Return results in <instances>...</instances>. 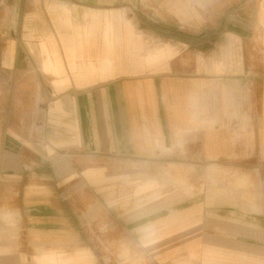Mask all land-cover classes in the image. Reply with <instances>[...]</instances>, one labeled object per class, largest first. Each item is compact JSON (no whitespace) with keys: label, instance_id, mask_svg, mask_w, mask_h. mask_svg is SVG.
Returning <instances> with one entry per match:
<instances>
[{"label":"crops","instance_id":"1","mask_svg":"<svg viewBox=\"0 0 264 264\" xmlns=\"http://www.w3.org/2000/svg\"><path fill=\"white\" fill-rule=\"evenodd\" d=\"M10 7L0 264H264V0Z\"/></svg>","mask_w":264,"mask_h":264},{"label":"rangeland","instance_id":"2","mask_svg":"<svg viewBox=\"0 0 264 264\" xmlns=\"http://www.w3.org/2000/svg\"><path fill=\"white\" fill-rule=\"evenodd\" d=\"M11 2H14V0H0V34L1 32L4 33L8 28L10 23L14 26L15 25V20H16V14H14V12H12L10 4ZM9 24V25H7ZM7 34V33H6ZM13 35H16V31H13ZM8 39H10V37L8 36ZM1 42H0V49H1ZM9 61L6 63V65H9ZM0 64L3 65V62H0ZM7 74H9L7 72ZM7 74H5V72H2V70L0 69V83H8L10 84V82H8V77ZM5 100V98H4ZM121 194V193H120ZM119 194V195H120ZM97 224H95L96 227ZM86 228L90 231L92 225L90 224V222H86L85 223ZM98 230L100 232H103L104 230L109 229L111 226H109L105 220H103L102 218L99 219L98 221ZM101 237H100V254H102V250L103 255L108 257H105L104 259L107 260V258L111 261H115V264H145L143 262V258L142 255L138 254L136 251L128 248L127 246H122L119 245L117 243V241L114 242V245L111 246V248L109 249H103L101 247ZM113 247V248H112ZM112 263V262H111ZM179 264H185L184 262H181Z\"/></svg>","mask_w":264,"mask_h":264}]
</instances>
